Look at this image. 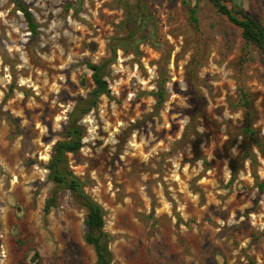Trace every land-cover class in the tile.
I'll return each instance as SVG.
<instances>
[{"label": "rangeland", "instance_id": "rangeland-1", "mask_svg": "<svg viewBox=\"0 0 264 264\" xmlns=\"http://www.w3.org/2000/svg\"><path fill=\"white\" fill-rule=\"evenodd\" d=\"M224 2L264 30V0ZM110 47L67 161L113 263L264 264V57L209 0H0V264H95L46 166Z\"/></svg>", "mask_w": 264, "mask_h": 264}, {"label": "trees", "instance_id": "trees-1", "mask_svg": "<svg viewBox=\"0 0 264 264\" xmlns=\"http://www.w3.org/2000/svg\"><path fill=\"white\" fill-rule=\"evenodd\" d=\"M219 14H222L232 25L236 26L241 37L246 44H253L264 57V30L261 26L240 10L229 9L224 0H209ZM23 13L26 22L33 35H36L35 25L26 9L18 6ZM116 50L110 47V57L103 60L99 65L87 63V68L91 71V79L94 85L92 91L86 97H78L74 101V106L67 116V122L63 128L62 137L53 145L50 160L46 166L48 179L54 184L56 192L66 190L70 193L75 203L85 210L84 226L86 232L84 241L92 246L96 262L95 264H114L112 253L109 250L111 238L104 231V210L86 192L84 182L74 175L68 167L67 156L76 155L82 148L84 130L80 121L94 110L101 97L110 95L108 84L105 81V70L114 64ZM159 91L155 94L156 103L159 106L164 99V92L159 86ZM251 134L250 126L243 129ZM254 161V158H252ZM264 183L259 184L263 189ZM55 196H52L45 204L44 212L47 214L53 206ZM264 233V232H263Z\"/></svg>", "mask_w": 264, "mask_h": 264}]
</instances>
